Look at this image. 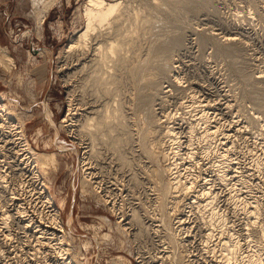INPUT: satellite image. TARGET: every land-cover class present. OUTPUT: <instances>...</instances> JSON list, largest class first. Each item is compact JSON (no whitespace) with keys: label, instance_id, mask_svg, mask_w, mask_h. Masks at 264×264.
Returning a JSON list of instances; mask_svg holds the SVG:
<instances>
[{"label":"rangeland","instance_id":"rangeland-1","mask_svg":"<svg viewBox=\"0 0 264 264\" xmlns=\"http://www.w3.org/2000/svg\"><path fill=\"white\" fill-rule=\"evenodd\" d=\"M87 1L53 0L52 3L51 0L49 6V0H41V4L33 7L32 0H0V45L13 59L9 69L0 66V100L11 113L0 114L1 177L3 174L0 206L10 215L9 228L0 221L1 228L3 225L0 264H13L16 259H19L17 264H65L70 258L74 259V264H241L240 254L226 258L220 245L232 232L245 246V233L249 232L252 242L264 246V238L258 232L264 222V168L259 174L251 162L257 154L263 157L264 0H123L129 17L118 20V33L102 35L101 40L94 32L85 47L65 51L71 43L78 42L76 32L84 25L83 7ZM110 30L105 25L101 31ZM224 36H232L236 41L233 38L234 42L231 39L228 43ZM123 39H127L124 44L127 41L131 45L134 41L135 45H131L134 51H127L132 47L127 43L123 46ZM108 41H117L124 55L120 48L115 57L101 61L95 47ZM173 41L179 43L164 48ZM150 48L157 52H150ZM123 56L126 62L121 65L117 62L116 68L113 67V60ZM157 61L167 67L162 66L166 69L164 72L157 69L161 67ZM155 62L157 70L153 67ZM171 73L180 77V85L173 86L171 79L168 80ZM161 81L170 83L162 87ZM180 87L187 93L179 91L178 94ZM172 94L176 97L170 98ZM190 95H194V99ZM191 100L199 104L195 107ZM159 107L160 112L168 113L161 114ZM203 109H208L207 123L219 130L217 141L212 140L214 149L211 144L210 153L205 156L203 143L199 141L201 135H198L205 124L196 125L194 133L198 137L193 133L192 140L194 160L188 159L186 133L191 122L188 119L195 118ZM47 115L51 123L46 120ZM193 123L195 125V121ZM169 125L179 131L174 129L182 143L178 149L181 157L185 154L182 158L172 157L170 143L165 140L163 131ZM36 130H39L38 136L34 134ZM21 132L26 142L19 137ZM27 148L30 154L26 153ZM222 150L233 155L230 157L234 159V167L238 166L229 173L230 176L234 172L228 185L218 184L212 166L217 151ZM19 151L32 157L38 152H52L55 167L48 164L44 168L36 163L24 166L17 159ZM35 159L39 162L38 157ZM196 160L197 165L200 163L198 168L196 164L192 166ZM241 176L250 182L251 190L237 181ZM190 178H193L192 186L185 189L186 185L183 186ZM204 184L214 197L212 204L206 207L210 197L197 199L195 195ZM32 188L40 191L34 190V193ZM233 189L242 202L249 203L255 198L260 206L257 220L251 218L249 226L240 209L227 198ZM49 192L54 200L50 207L41 196ZM51 207L58 211L63 244L50 240L47 234H40L42 230L56 229L51 227L53 223L48 218ZM215 207L224 216L223 222L208 220L209 211ZM26 222L31 224L29 230L25 229ZM23 229L27 231L24 233ZM34 237L40 240L33 241Z\"/></svg>","mask_w":264,"mask_h":264},{"label":"bare ground","instance_id":"bare-ground-1","mask_svg":"<svg viewBox=\"0 0 264 264\" xmlns=\"http://www.w3.org/2000/svg\"><path fill=\"white\" fill-rule=\"evenodd\" d=\"M40 1L41 0H32V2H33V7H34V5H37V4H39L40 3ZM43 1V0H42ZM45 1V0H44ZM46 2H48V1H46ZM44 3L45 2H43V5H44ZM52 3H53V0H52ZM41 4V3H40ZM50 4H51V0H49V6H50ZM85 3H83V5H84ZM52 5V4H51ZM32 6V5H31ZM40 6V5H39ZM45 6V5H44ZM46 6H48L47 4H46ZM126 5H124L123 4V0H88L87 2H86V4L84 5V7H83V10H84V21H83V27L80 29V30H78L76 33H77V40H78V42H77V44L76 45H74V44H70L69 46H67L68 48L65 50V51H70V50H72L74 47L76 48V47H81V48H83V47H85L86 45H87V43H88V37H90V35L91 34H93L94 32H97V34L99 35V37L101 36V40H102V35H103V37H105V36H108V35H110V32H115V33H118V27H116L119 23V21H120V19H122V17L124 18V20H127L128 19V17H129V12H128V9H126V7H125ZM36 7V6H35ZM40 8V7H39ZM42 8H43V6H42ZM42 8H40V9H42ZM128 8V7H127ZM44 9V8H43ZM42 9V10H43ZM33 10V9H32ZM42 10H40V11H42ZM37 13H38V11H36ZM43 12V11H42ZM44 12H45V10H44ZM128 12V13H127ZM37 13H34L36 16H37ZM127 13V14H126ZM125 16V17H124ZM137 16V15H136ZM38 17H40V14H39V16ZM42 17V16H41ZM121 17V18H120ZM34 18V17H33ZM39 20V19H38ZM119 20V21H118ZM123 21V20H122ZM35 22H37V20L35 21ZM38 23V22H37ZM105 25H107V27H108V29H111L110 31H108V32H105V33H103L101 30L103 29V27L105 26ZM115 30V31H114ZM133 30H135V29H133ZM132 30V31H133ZM136 30H137V28H136ZM200 31V30H199ZM101 32H102V34H101ZM137 32V31H136ZM38 33H39V31H38ZM193 33H194V31H193ZM210 33H212V32H210ZM132 35H133V33H131ZM192 34V33H191ZM196 34V33H195ZM213 34H215V33H213ZM212 34V35H213ZM112 35V34H111ZM129 35V34H128ZM128 35H125L126 37L128 36ZM132 35H130V36H132ZM135 35V34H134ZM197 35V34H196ZM216 35V34H215ZM132 37H134V36H132ZM131 37V38H132ZM135 37H136V35H135ZM134 37V39H135V41H136V38ZM225 37V36H224ZM129 38V37H128ZM127 38V39H128ZM130 38V39H131ZM233 38L234 37H232V36H230V37H225V41L227 40L228 41V43H229V41L231 42V39H232V41H233ZM127 39H125V40H127ZM133 39V38H132ZM131 39V40H132ZM224 39V38H223ZM105 40H107V38L105 39ZM125 40L123 39V46H125V45H129V47L131 48L132 46L131 45H135L134 44V41H133V43H132V41H131V45H130V43H127V41H126V43L124 44V42H125ZM234 40H235V38H234ZM96 41V40H95ZM128 41H129V39H128ZM226 41V42H227ZM236 41V40H235ZM100 42V41H99ZM130 42V41H129ZM234 42V41H233ZM75 43H76V41H75ZM179 43V41H173V42H170V43H168V44H166L165 46H164V48L165 49H169L170 47H173V45H177ZM104 46V47H103ZM106 46V47H105ZM135 47V46H134ZM160 47H162V45L160 46ZM120 44H118V42L116 41H108L107 42V44H105L104 43V45H98L97 44V46L95 47V51H96V54H99L100 55V60L102 61L104 58H106V57H109V56H111V57H115V55H117V54H119V51H120ZM125 49H127V48H125ZM136 49V48H135ZM152 48H150V52L151 51H153V49H155V50H157V48H153L152 50H151ZM163 49V48H162ZM129 50H131V51H134V49H133V47H132V49H128L127 51H129ZM127 51H125V54H127L128 52ZM121 52H122V48H121ZM124 52V51H123ZM122 52V53H123ZM130 52V51H129ZM136 52H138L137 50H136ZM136 52H134V53H136ZM154 52H157V51H153V53ZM164 52V51H163ZM134 53H132L133 55H134ZM121 54V53H120ZM98 55V56H99ZM122 55V54H121ZM123 55H124V53H123ZM156 55H157V53H156ZM94 56H96V55H94ZM126 56V55H125ZM125 56H123V57H121V58H119V59H114L113 60V62L115 63V65L113 66V67H115L116 65H117V62H119L118 64L119 65H121V64H123L124 62H126V60L124 59V57ZM137 56V55H136ZM130 56L128 55V58H129ZM135 57V56H134ZM162 58H163V56H162ZM96 61H97V63L99 64L100 63V65H101V62H100V60H99V62H98V58H97V56H96ZM110 59V58H109ZM113 59V58H112ZM111 59V60H112ZM130 59V58H129ZM94 60V59H93ZM104 60H106V59H104ZM95 61V62H96ZM109 61V60H108ZM131 60H129V62H130ZM160 61V60H159ZM104 62H106V61H104ZM128 61H127V64L129 63ZM158 62V61H157ZM157 62H155V66H153L155 69H156V64H157ZM12 63H13V59H12V57L10 56V55H8V53L6 52V50H5V48H3V47H1V45H0V66L1 67H5V68H10V66L12 65ZM131 63V62H130ZM159 63H161V62H158V64ZM107 64V63H106ZM126 64V63H125ZM125 64H124V66H125ZM170 64H172L171 62H170ZM169 64V65H170ZM118 65V66H119ZM159 65H161V67H157V69H159L160 71H165L166 69H164L166 66H163L162 65V63L161 64H159ZM159 65H157V66H159ZM166 65V64H165ZM177 65V64H176ZM110 66V65H109ZM162 66L164 67V68H162ZM100 67V66H99ZM103 67H105V65H103ZM103 67H101V68H103ZM121 67V66H120ZM119 67V68H120ZM107 69L109 68V67H106ZM105 68V69H106ZM116 68V67H115ZM125 68H126V66H125ZM161 68V69H160ZM167 68V67H166ZM153 69V68H152ZM156 69V70H157ZM164 69V70H163ZM155 70V71H156ZM171 70V69H170ZM178 70V69H177ZM160 71H159V73H160ZM169 71V70H168ZM106 72H108V70L106 71ZM105 71H104V73H106ZM123 74V73H122ZM129 74V73H128ZM154 74H155V72H154ZM157 75H159L158 74V72L156 73ZM155 74V75H156ZM162 74V73H161ZM172 74V73H171ZM179 74V73H178ZM124 75V77H125V74H123ZM145 75V74H144ZM143 75V76H144ZM167 75V74H166ZM130 76V75H129ZM150 76V72H149V75L147 76V77H149ZM168 76V75H167ZM261 76V75H260ZM110 77V76H109ZM164 77V76H163ZM166 77V76H165ZM164 77V78H165ZM182 77V76H181ZM263 77V76H262ZM126 78H129V77H126ZM169 78L171 79V82H173V86L174 85H180V83H179V81L181 80H179V78L180 77H178L175 73L174 74H172L170 77L168 76V80H169ZM260 78V77H259ZM150 78H148V80H149ZM167 79V77L165 78V80ZM147 80V79H146ZM164 80V79H163ZM149 83H151L150 81H148ZM152 82H154V84L153 85H155V81L153 80ZM167 82V81H166ZM165 82V83H166ZM169 83H170V81H168ZM167 82V83H168ZM162 83H164V82H160L159 84L161 85ZM165 83L162 85V87H164L165 86ZM184 84V83H183ZM152 84L151 85H149V87L150 86H153ZM171 85V86H172ZM186 85V84H185ZM168 86H170V85H168ZM167 86V87H168ZM171 86H170V88H171ZM173 86H172V88H173ZM148 87V88H149ZM160 87V86H159ZM167 87H165V89L164 90H166V88ZM150 88H152V87H150ZM176 88H178V87H176L175 86V89ZM182 88H183V86H182ZM180 89H181V87H180ZM180 89H178V94H179V91L182 93V91H183V93H184V89L182 90H180ZM188 89V88H187ZM173 90H174V88H173ZM152 91V90H151ZM161 91H162V89H161ZM160 91V89H159V92H161ZM190 91V90H189ZM158 92V93H159ZM168 92H170V91H168ZM176 92V91H175ZM191 92H193V91H191ZM162 93H163V91H162ZM170 93H172V92H170ZM185 93H187V92H185ZM184 93V94H185ZM190 93V92H189ZM188 93V94H189ZM196 93V92H195ZM166 94V93H165ZM165 94H163L164 96H165ZM192 94V93H191ZM162 95V94H161ZM163 95H162V97H163ZM169 95V94H168ZM173 95L174 94H172L171 96H169L170 98L171 97H173ZM187 95V94H186ZM167 96V95H166ZM165 96V97H166ZM175 96V95H174ZM188 96V95H187ZM191 96V95H190ZM194 95H192L191 96V98L192 99H194V97H193ZM197 97H198V95H196ZM2 97V96H1ZM158 97V96H157ZM168 97V98H169ZM176 97V96H175ZM184 97V96H183ZM159 98H161V97H159ZM158 98V99H159ZM178 98V97H177ZM185 98V97H184ZM200 98V97H199ZM165 99V98H164ZM160 100V99H159ZM185 100H186V98H185ZM192 102H193V100H191ZM190 101V103H192ZM198 101V100H197ZM144 102H145V100H144ZM160 102H161V100H160ZM160 102H158V103H160ZM178 102V104H179V101H177ZM181 102V101H180ZM158 103H156V104H158ZM194 103V102H193ZM192 103V104H193ZM200 103L202 104V102L200 101ZM205 103V102H204ZM155 104V105H156ZM182 104V103H181ZM181 104H179V105H181ZM186 104V103H185ZM197 104V103H196ZM196 104L194 103L193 105H195V107H196ZM198 104H199V101H198ZM197 104V105H198ZM200 104V105H201ZM162 105V104H161ZM178 105V106H179ZM204 105V104H203ZM160 106V105H159ZM182 106H183V104H182ZM182 106H180V107H182ZM185 106V108H186V105H184ZM190 106V105H189ZM205 106V105H204ZM70 107V106H69ZM68 107V108H69ZM176 107V106H175ZM178 108V109H182V108ZM198 107V106H197ZM203 107V106H202ZM201 107V108H202ZM206 107H207V105H206ZM163 107L161 106V109H162ZM189 108V107H188ZM192 108V107H191ZM190 108V109H191ZM195 110H197L196 108H194ZM199 109V108H198ZM72 110V109H71ZM70 110V111H71ZM104 110V109H103ZM177 110V109H176ZM183 110H185L184 108H183ZM208 110V109H207ZM207 110H205V109H203L199 114H198V116H195V118H191V119H188V120H191V122H190V124H189V126H188V131H187V137H188V146L186 147L187 149V151H188V153L186 154L187 156V158L188 159H191L194 155H195V151L193 150L194 149V147L193 146H195V145H193L192 146V140H193V138H194V135H193V133H194V130H195V128H197V126L196 125H200L201 124V127L202 126H204V125H202V124H205V127H203L204 129L202 130V133H200V134H198V135H201V136H199V141L201 140V143H203V146H202V149H203V154L206 156V154H207V152L210 150L209 149V147H210V145L212 144V142L214 143V141H212L213 139H215V137H216V133H217V131L219 132V130H218V128L216 127V126H211L210 125V123H207V122H209L208 121V119H209V116H208V111ZM6 111H8L7 113H10L9 112V110H7V108H6V104L4 103L3 104V101L2 100H0V114L2 115V113H3V116H4V113L6 114ZM69 111V110H68ZM163 111H164V108H163ZM181 111V110H180ZM187 111V110H186ZM189 111V110H188ZM187 111V112H188ZM97 112H99V111H97ZM159 112H160V107H159ZM167 112V111H166ZM165 112V113H166ZM183 112H185V111H183ZM191 112H192V110H191ZM73 113V112H72ZM161 114H163L162 112H160ZM164 113V114H165ZM168 113V112H167ZM189 113V112H188ZM187 113V114H188ZM11 114V113H10ZM9 114V115H10ZM68 114H69V112H68ZM71 114V113H70ZM163 114V115H164ZM192 114V113H191ZM195 114V113H194ZM0 115V116H1ZM160 115V114H159ZM182 115V114H181ZM185 115H186V113H185ZM188 115H190V114H188ZM188 115H187V117H188ZM69 116V115H68ZM167 116H168V114H167ZM173 116H174V114H173ZM175 116H177L176 114H175ZM179 116H180V114H179ZM183 116H184V114H183ZM5 117H6V115H5ZM12 117V116H11ZM120 117V116H119ZM160 117H161V115H160ZM169 117H170V113H169ZM178 117V116H177ZM3 118V117H2ZM10 118V117H9ZM13 118V117H12ZM107 118V117H106ZM105 118V119H106ZM121 118V117H120ZM165 118V117H164ZM179 119H181L180 117H178ZM177 118V119H178ZM184 118H186V116L184 117ZM190 118V117H189ZM49 120V118H48V115H47V118H46V120ZM66 119V118H65ZM70 119V118H69ZM119 119V118H118ZM162 119H163V117H162ZM173 119H175L174 117H173ZM120 120V119H119ZM159 120V119H158ZM170 120V119H169ZM184 120V119H183ZM195 121V125H194V123H193V121ZM4 121H5V119H4ZM65 121V120H64ZM69 121V120H68ZM104 121V120H103ZM102 121V122H103ZM107 121H108V119H107ZM116 121H118L117 119H116ZM160 121V120H159ZM162 121V120H161ZM166 121V120H165ZM171 121H172V119H171ZM170 121V122H171ZM181 121V120H180ZM49 122L51 123V121L49 120ZM163 122V121H162ZM173 122V121H172ZM177 122V121H176ZM175 122V123H176ZM212 122V121H211ZM107 123V122H106ZM119 123V122H118ZM160 123V122H159ZM178 123V122H177ZM180 123V122H179ZM183 123V122H182ZM215 123V122H214ZM120 124H121V121H120ZM120 124H118V125H120ZM170 124V123H169ZM174 124V123H173ZM184 124L186 125L187 123H185L184 122ZM213 124V123H212ZM16 125H19V124H16ZM107 125V124H106ZM171 126H172V124H170ZM169 125V126H170ZM15 126V125H14ZM14 126H12V127H14ZM53 126V125H52ZM68 126V125H67ZM167 127L166 126V129H164V131H163V133H164V137L166 138H164L167 142H169L170 143V145L168 146L169 148H170V151H171V153H172V157H176V159H178L179 158V156H180V153H179V147H182L181 146V141L179 140V138H178V134H176V133H174V131L177 129H172V127L170 126V127ZM178 126H179V124H178ZM181 126V125H180ZM187 126H185L186 128H187ZM217 126H218V123H217ZM11 127V128H12ZM17 128L18 127H20V125L19 126H16ZM15 127V128H16ZM121 127H122V125H121ZM174 127H175V125H174ZM200 127V128H201ZM21 128V127H20ZM179 128V127H178ZM182 129H183V127H181ZM181 128H180V130H181ZM163 129V128H162ZM221 129V128H220ZM223 129V128H222ZM9 130V129H8ZM18 130V129H17ZM19 131H22V130H18V132ZM177 131H178V129H177ZM201 131V130H200ZM13 132V131H12ZM176 132V131H175ZM179 132V131H178ZM199 132V131H198ZM6 133V132H5ZM197 133V132H196ZM221 133V132H220ZM11 134V133H10ZM34 134L36 135V136H38L39 135V130H36L35 132H34ZM162 134V133H161ZM181 134H182V132H181ZM195 134V133H194ZM219 134V133H218ZM225 134H226V132H225ZM224 134V135H225ZM3 135H5V134H3ZM15 135V134H14ZM18 135H19V137L23 140V141H25L24 140V136H23V132H21V133H18ZM163 135V134H162ZM178 135V136H177ZM184 135H185V133H184ZM196 135V134H195ZM221 135V134H220ZM227 135V134H226ZM13 136V135H12ZM182 136V135H181ZM186 136V135H185ZM197 136V135H196ZM195 136V137H196ZM219 136V135H218ZM221 136H223V134L221 135ZM7 137V136H6ZM17 137V136H16ZM180 137V136H179ZM198 137V136H197ZM227 137V136H226ZM225 137V138H226ZM8 138V137H7ZM6 138V139H7ZM12 138V137H11ZM125 138V137H124ZM221 138V137H220ZM222 138H224V137H222ZM229 138V137H228ZM15 139V138H14ZM185 139V138H184ZM198 139V138H197ZM10 140V139H9ZM8 140V141H9ZM195 140V139H194ZM216 140V139H215ZM224 140V139H223ZM222 140V141H223ZM11 141H13V140H11ZM18 141V140H17ZM161 140H159V142H160ZM186 141V140H185ZM217 141V140H216ZM215 141V142H216ZM219 141H221V140H219ZM218 141V142H219ZM226 141V140H225ZM14 142V141H13ZM20 141H18V143H19ZM22 142V141H21ZM26 142V141H25ZM162 142V141H161ZM160 142V143H161ZM183 142V141H182ZM194 142V141H193ZM195 142H196V140H195ZM159 143V144H160ZM222 143V142H221ZM224 143V142H223ZM225 143H227V142H225ZM224 143V144H225ZM6 144H8V143H6ZM22 144V143H21ZM25 144V143H24ZM168 144V143H167ZM197 144H199V143H197ZM220 144V143H219ZM18 145V144H17ZM23 145V144H22ZM162 145H164L165 146V142L164 143H162ZM162 145H160V146H162ZM202 145V144H201ZM216 145V144H215ZM217 145H218V143H217ZM222 145V148H223V144H221ZM11 146V145H10ZM26 147H27V144L25 145ZM171 146V147H170ZM184 146H185V144H184ZM225 146V145H224ZM16 147V146H15ZM199 147H201V146H199ZM216 147V146H215ZM219 147V146H218ZM23 148V147H22ZM212 148H213V144H212ZM211 148V149H212ZM221 148V147H220ZM261 148L263 149L262 150V155H263V157H260V156H258L259 154H257V157H253L252 158V160H251V162H252V165H253V167H254V169L259 173V174H261V173H263V168H264V142H262V145H261ZM20 149H21V146H20ZM168 149V148H167ZM201 149V148H200ZM214 149V148H213ZM27 150H28V148H27ZM30 150V149H29ZM29 150L26 152V153H29L30 154V152H29ZM162 150V149H161ZM197 150H199V149H197ZM221 150V149H220ZM224 150V149H223ZM217 151V153H216V155H215V161L213 162V164H212V166L213 167H215V172H216V180H218V184H223V185H228V184H230V178H232L233 176H232V174L234 173H231L230 174V176H229V173L231 172V170L232 169H234V168H236V163H235V167H234V163L232 162L234 159H232V157H230V156H233V155H230L229 156V154L230 153H228V151L227 152H224V151ZM230 150V149H229ZM186 151V152H187ZM201 151V150H200ZM214 151H216V150H214ZM18 152V151H17ZM229 152H232V151H229ZM19 153H20V151H19ZM25 153V152H24ZM24 153H20V154H16V155H18V157H17V159H18V161L19 162H22V164H24V166H26V165H32V164H34V163H36V164H40V167H44V168H46V166L49 164V165H53L54 167H55V162H56V158H55V155L52 153V152H48V153H42V152H38L36 155V157H32V155H29V156H27L26 154H24ZM208 153H210V151L208 152ZM215 153V152H214ZM183 155H185L184 153H183ZM183 155H182V157H183ZM196 155H198L197 154V152H196ZM201 155V154H200ZM203 155V156H204ZM254 155H256V154H254ZM163 156H164V153H163ZM165 156H166V152H165ZM38 157V160H39V162L35 159V158H37ZM167 157V156H166ZM178 157V158H177ZM181 157V156H180ZM181 157V158H182ZM165 158V157H164ZM181 158H180V160H181ZM186 158V159H187ZM211 158V157H210ZM235 158V157H234ZM193 159V158H192ZM202 159H204V157L202 158ZM179 160V161H180ZM185 159H183L182 161H184ZM194 160V159H193ZM208 160V159H207ZM210 160V159H209ZM212 161H213V159H211ZM235 160H236V158H235ZM177 161V160H176ZM189 161V160H188ZM204 161H205V159H204ZM18 162V163H19ZM196 162H197V160L195 161V163L194 162H192L191 164H192V166L193 165H195L196 164ZM198 162H199V160H198ZM201 162V161H200ZM203 162V161H202ZM211 162V161H210ZM183 163V162H182ZM189 163V162H188ZM208 163V162H207ZM206 163V164H207ZM21 164V165H22ZM177 164H178V162H177ZM181 164V163H180ZM179 164V165H180ZM211 164V163H210ZM209 164V165H210ZM238 164V163H237ZM17 165V164H16ZM21 165H19V166H21ZM29 165V166H30ZM184 165V164H183ZM186 165V164H185ZM197 165V164H196ZM200 165V163L197 165V168H198V166ZM208 165V164H207ZM240 165V164H239ZM23 166V165H22ZM39 166V165H38ZM190 166V165H189ZM203 166V164L200 166V167H202ZM204 166H205V163H204ZM18 167V166H17ZM32 167V166H31ZM180 167V166H179ZM182 167V166H181ZM181 167L179 168V169H181ZM185 167V166H184ZM188 167V166H187ZM186 167V168H187ZM212 167V168H213ZM234 167V168H233ZM20 168V167H19ZM28 168V167H27ZM185 168V169H186ZM204 168V167H203ZM209 168V166L207 167V169ZM237 168H238V166H237ZM20 169H22V168H20ZM32 169V168H31ZM191 169V168H190ZM200 169V168H199ZM214 169V168H213ZM213 169H211V170H213ZM182 170H183V168H182ZM201 170V169H200ZM254 170V171H255ZM23 171V170H22ZM40 171V170H39ZM38 171V172H39ZM42 171H43V169H42ZM179 171V170H178ZM187 171V170H186ZM204 171V170H203ZM208 171V170H207ZM236 171V170H235ZM261 171V172H260ZM35 172H36V170H35ZM190 172H191V170H190ZM214 172V173H215ZM238 172H239V170H238ZM237 172V173H238ZM256 172V173H257ZM1 173V172H0ZM3 173H4V171H3ZM23 173H24V171H23ZM33 173V172H32ZM178 173V172H177ZM185 173V172H184ZM192 173V172H191ZM201 172H199V174H200ZM205 173V172H204ZM203 173V174H204ZM236 173V172H235ZM236 173V174H237ZM176 174V173H175ZM211 174H213V173H211ZM241 174V173H240ZM5 175H6V172H5ZM5 175H4V177H5ZM25 175V174H24ZM27 175H29V174H27ZM36 175V174H35ZM187 175V174H186ZM191 175V174H190ZM190 175H187V176H190ZM193 175V174H192ZM238 176H239V174H237ZM242 175V174H241ZM253 175H254V172H253ZM257 175V174H256ZM34 176V175H33ZM37 176H38V174H37ZM183 176H185V174L183 175ZM187 176H186V179H187ZM232 176V177H231ZM243 176V175H242ZM239 177L238 178V180L237 181H239L240 183H241V185H242V187H244V188H246L247 190H249L250 189V187L252 186L251 184H250V182L249 181H247V180H245V179H243L244 177ZM248 176V175H247ZM251 176V175H250ZM250 176H249V178H250ZM27 177V176H26ZM197 177H199L198 175H197ZM201 177V176H200ZM235 177V176H234ZM1 178H3V174H2V177H1V175H0V179ZM37 178V177H36ZM196 178V177H195ZM214 178V177H213ZM185 179V178H184ZM186 179H185V181H186ZM201 179V178H200ZM235 179V178H234ZM183 180V179H182ZM198 180V179H197ZM212 180V179H211ZM214 180V179H213ZM233 180V179H232ZM1 181H3V179L1 180ZM6 181H8V180H6ZM26 181V180H25ZM184 181V182H185ZM195 181V180H194ZM199 181V180H198ZM208 180L206 179V181L205 182H207ZM5 182V181H4ZM35 182V181H34ZM195 182H197V181H195ZM204 182V183H205ZM212 182V181H211ZM210 182V183H211ZM215 182V181H214ZM213 182V183H214ZM233 182V181H232ZM232 182H231V184H232ZM264 182V181H263ZM6 183V182H5ZM40 183V182H39ZM41 183H43V186H45L46 187V183H44L43 181H41ZM193 183V178H190V179H188V181H187V183H185L184 184V186L183 187H185V185H186V188L185 189H188V185H189V188H191L190 187V185ZM198 183V182H197ZM200 183H202V181H200ZM209 183V182H208ZM212 183V184H213ZM216 183V182H215ZM214 183V184H215ZM234 183V182H233ZM2 184V183H1ZM4 184V183H3ZM195 184V183H194ZM203 184V183H202ZM206 184V183H205ZM201 185L202 187H200V193L198 192H196L197 194H195L196 195V198L197 199H199V198H203V199H207L208 197H210V199L209 200H207V202H206V204L204 205V207H206L207 206V204H212V202H213V199H214V197H213V195L212 194H210V190L208 191V190H206V188H205V186L206 185ZM217 184V185H218ZM263 184V183H262ZM8 184H6V186H7ZM12 185V184H11ZM42 185V184H41ZM198 185V184H197ZM216 185V184H215ZM261 185V184H260ZM1 186H3V185H1ZM9 186H10V184H9ZM39 186V185H38ZM192 186V185H191ZM200 186V185H199ZM208 186L209 185H207V188H208ZM33 187H34V185H33ZM35 187H36V185H35ZM193 187H194V185H193ZM192 187V188H193ZM263 187H264V185H263ZM3 188V187H2ZM4 188H5V186H4ZM9 188V187H8ZM43 188V187H42ZM49 188V187H48ZM212 188V187H211ZM6 189H7V187H6ZM33 189V188H32ZM209 189V188H208ZM254 189V188H253ZM262 189V188H261ZM5 190V189H4ZM10 190V189H9ZM8 190V191H9ZM34 190H38V189H33V191ZM43 190V189H42ZM251 190V189H250ZM264 190V189H263ZM7 191V190H6ZM7 191V192H8ZM38 191H40V190H38ZM196 191V190H195ZM198 191V190H197ZM1 192V191H0ZM37 192V191H36ZM43 192V191H42ZM248 192V191H247ZM1 193H3V192H1ZM6 193V192H5ZM33 193V192H32ZM34 193H35V191H34ZM250 193V192H249ZM253 193H256L255 191L253 192ZM38 193H36L35 195H37ZM214 194V193H213ZM6 195V194H5ZM34 195V196H35ZM33 196V197H34ZM41 196L42 197H44L45 198V200H42V201H45L46 202V204L50 207V206H52L53 205V202H54V200H53V197H52V195H50V192L49 193H45L44 195H42L41 194ZM215 196V195H214ZM10 197H12V195L10 196ZM14 198H15V196H13ZM12 197V198H13ZM43 198V199H44ZM228 198V200H229V202L232 204V205H234V206H237L239 209H240V211L242 212V214H243V216H244V220L246 221L245 222V224L247 225V226H249V224H250V222H251V218H253V219H255V221L257 220L256 218L258 217V215L260 214V206L258 205V202L257 201H255L254 199L252 200H250V202L249 203H245V202H247V201H245V202H242L243 200H240L239 199V194H237V191H234V189L231 191V193H230V195H229V197H227ZM250 198H251V196H250ZM11 199V198H10ZM19 199V198H18ZM17 199V200H18ZM13 200V199H12ZM25 200V199H24ZM38 200H39V198H38ZM40 200H41V198H40ZM240 200V201H239ZM248 200V201H249ZM16 201V200H15ZM21 202V201H20ZM36 202V201H35ZM44 202V203H45ZM17 203H18V201H17ZM23 203V202H22ZM26 203V202H25ZM40 203H41V201H40ZM43 203V204H44ZM42 204V205H43ZM45 204V205H46ZM37 205V204H36ZM18 206V205H17ZM16 206V207H17ZM37 206H39V205H37ZM24 207H26V206H24ZM40 207V206H39ZM13 208V207H12ZM18 208V207H17ZM29 208V207H28ZM28 208H27V210H28ZM34 208V207H33ZM38 208V207H37ZM41 208V207H40ZM9 209V208H8ZM15 209V208H14ZM35 209V208H34ZM50 209V211H51V213H50V215H49V221H51L52 223H53V225H51V227L52 226H54V227H56V231L54 230V231H51V232H49L48 230H50V229H46V230H42V231H40V234H47L48 235V237H49V239L50 240H54V241H56V243L57 244H60V242H62V244L64 243V240H63V234L61 233V230H62V225H60V218H59V216H58V211H57V209H55V208H49ZM26 210V209H25ZM24 210V211H25ZM27 210H26V212H27ZM38 210V209H37ZM45 210V209H44ZM10 211V210H9ZM14 211V210H13ZM19 211V210H18ZM23 211V210H22ZM30 211H31V209H30ZM39 211V210H38ZM37 211V212H38ZM43 211V210H42ZM31 212H33V211H31ZM21 213V212H20ZM30 213V212H29ZM34 213V212H33ZM39 214H40V212H38ZM42 213V212H41ZM45 213H46V211H45ZM48 213V212H47ZM15 214H16V212H15ZM18 214V213H17ZM26 214V213H25ZM37 214V213H36ZM43 214V213H42ZM11 215H14V213L12 214L11 213ZM20 215V214H19ZM19 215H18V217H19ZM28 215H30V214H28ZM27 215V216H28ZM8 216H10L6 211H5V209H3L1 206H0V221H1V224H4L5 225V227H6V225H7V221L9 220V218H8ZM22 216V215H21ZM20 216V217H21ZM24 216V215H23ZM26 216V217H27ZM41 216V215H40ZM43 216V215H42ZM45 216H46V214H45ZM48 216V215H47ZM13 217V216H12ZM16 217V216H15ZM31 217V216H30ZM29 217V218H30ZM224 216H222L217 210H216V207L215 208H213V209H211L210 211H209V213H208V220L209 221H214V220H216V219H219L220 220V222H223L224 221V218H223ZM7 218H8V220H7ZM14 218V217H13ZM12 218V219H13ZM17 218V217H16ZM23 218V217H22ZM39 218V217H38ZM41 218V217H40ZM46 218V217H45ZM70 215H68L67 216V219H68V221H67V223H69V220H70ZM34 219V218H33ZM32 219V220H33ZM24 220V219H23ZM26 220V219H25ZM32 220H27V221H32ZM41 220V219H40ZM49 221H47V222H49ZM14 222V221H13ZM33 222H34V220H33ZM38 222V221H37ZM50 222V223H51ZM17 223H18V221H17ZM30 223V222H29ZM32 223V222H31ZM41 223H42V220H41ZM49 223V224H50ZM51 223V224H52ZM15 224H16V222H15ZM19 224V223H18ZM23 224H25V223H23ZM37 224V223H36ZM39 224V223H38ZM48 224V223H47ZM47 224H45V225H47ZM19 225H22L21 223L19 224ZM31 225V224H30ZM30 225H28V223L26 222V224H25V229H28L29 230V226ZM35 225V224H34ZM1 226V225H0ZM8 226V228H9V225H7ZM23 226V225H22ZM42 226V225H41ZM44 226V225H43ZM42 226V227H43ZM21 227V226H20ZM24 227V226H23ZM31 227V226H30ZM34 227V226H33ZM1 228V227H0ZM2 228H3V225H2ZM1 228V229H2ZM32 228V227H31ZM30 228V229H31ZM35 228V227H34ZM38 228V227H37ZM36 228V229H37ZM43 229V228H42ZM4 230V229H3ZM7 230V229H6ZM10 230V229H9ZM24 230V229H23ZM52 230H53V228H52ZM248 230V229H247ZM8 231V230H7ZM25 231H27V230H24V233H25ZM36 231V230H35ZM12 232V231H11ZM11 232H9V234H11ZM230 232V231H229ZM258 232H259V234L264 238V222L262 223V224H260L259 225V228H258ZM3 233V232H2ZM27 233V232H26ZM31 233H32V231H31ZM39 233V232H38ZM58 233H61V234H58ZM8 234V233H7ZM30 234V233H29ZM35 234V233H34ZM246 234V244H245V246L244 245H242V243L240 242V239L238 238V236H236L235 234H233L232 232H231V235H229L225 240H223V242H222V244L220 245V249L222 250V252H223V255L226 257V258H232V257H234V256H236L237 255V253L238 254H240L241 255V262L243 263V264H264V246H262V245H259V244H256V243H254V242H252V238H251V235L249 234V232H246L245 233ZM3 235V234H2ZM26 235V234H25ZM31 235H33V234H31ZM4 236H5V234H4ZM11 236V235H10ZM38 236V235H37ZM104 236H106V234H104ZM6 237V236H5ZM5 237H4V239H5ZM38 237H40V235L38 236ZM38 237H34V240L33 241H35V239H37ZM46 237V236H45ZM3 238V237H2ZM7 238V237H6ZM9 238V237H8ZM30 238V237H29ZM42 238V237H41ZM44 238V237H43ZM4 239H2V241L4 240ZM27 240H28V238H26ZM39 239V238H38ZM47 239V238H46ZM45 239V240H46ZM49 239L47 240L48 242H49ZM9 240H11V238L9 239ZM30 240V239H29ZM40 240V239H39ZM44 240V239H43ZM8 241V240H7ZM25 241V240H24ZM38 241V240H37ZM42 241V240H41ZM6 242V241H5ZM12 242V241H11ZM29 242V241H28ZM46 241H44V243H45ZM6 243H8V242H6ZM5 243V244H6ZM35 242H33V245L35 246V244H34ZM47 243V242H46ZM37 244V243H36ZM48 244H50V242L48 243ZM38 245V244H37ZM43 245V244H42ZM28 246V245H27ZM33 246V247H34ZM245 247V249L246 250H243V247ZM39 247H41V244L39 245ZM46 247H47V245H46ZM35 248V247H34ZM57 248V247H56ZM33 249V248H32ZM31 249V250H32ZM13 250H14V248H13ZM37 250V249H36ZM39 250V249H38ZM32 252V251H31ZM36 252H38V251H36ZM35 252V253H36ZM40 252V251H39ZM1 254V253H0ZM12 254V253H11ZM16 254V253H15ZM32 254V253H31ZM33 254H34V252H33ZM35 255V254H34ZM239 255V256H240ZM11 256V255H10ZM13 256V255H12ZM20 256V255H19ZM33 256V255H32ZM14 257V256H13ZM16 257V256H15ZM14 257V258H15ZM35 257H37V254H36V256ZM34 257V260L36 259ZM39 257V256H38ZM8 258H9V256H8ZM12 258V257H11ZM18 258V257H17ZM24 259V258H23ZM235 259V258H234ZM17 260H19V259H16V261ZM22 260V259H21ZM26 260V259H25ZM24 260V261H25ZM31 260H32V258H31ZM229 260V259H228ZM231 260V259H230ZM233 260V259H232ZM16 261H15V263H13V264H17L16 263ZM30 261V260H29ZM29 261L27 262V263H29ZM37 261V260H36ZM35 261V262H36ZM63 262H65L66 260H62ZM239 261V260H238ZM20 262V261H19ZM18 262V263H19ZM22 262V261H21ZM32 262V261H31ZM67 262H70V264H74V259H72V258H70V259H68L67 260ZM232 262H234V260L232 261ZM235 263V262H234ZM237 263V262H236ZM239 263V262H238ZM241 263V264H242ZM36 264V263H35ZM66 264V263H65ZM240 264V263H239Z\"/></svg>","mask_w":264,"mask_h":264},{"label":"built area","instance_id":"built-area-1","mask_svg":"<svg viewBox=\"0 0 264 264\" xmlns=\"http://www.w3.org/2000/svg\"><path fill=\"white\" fill-rule=\"evenodd\" d=\"M66 264H70V262H67V261H66Z\"/></svg>","mask_w":264,"mask_h":264}]
</instances>
